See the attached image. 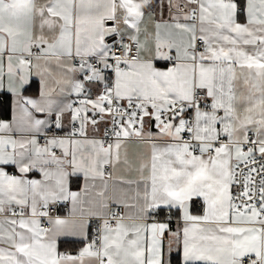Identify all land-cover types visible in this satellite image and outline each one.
Returning a JSON list of instances; mask_svg holds the SVG:
<instances>
[{
  "label": "snow or ice",
  "instance_id": "6c2138e0",
  "mask_svg": "<svg viewBox=\"0 0 264 264\" xmlns=\"http://www.w3.org/2000/svg\"><path fill=\"white\" fill-rule=\"evenodd\" d=\"M9 94L0 264H264V0H0Z\"/></svg>",
  "mask_w": 264,
  "mask_h": 264
},
{
  "label": "crops",
  "instance_id": "0c3cea01",
  "mask_svg": "<svg viewBox=\"0 0 264 264\" xmlns=\"http://www.w3.org/2000/svg\"><path fill=\"white\" fill-rule=\"evenodd\" d=\"M37 93H36V89H35V87H33V88H31V89H29L27 92H26V95H29V96H35ZM8 98H9V104H10V114H9V117L8 118H2L1 116H0V119H10L11 118V105H12V98H11V96H10V94L8 95ZM0 99H4L5 100V98L4 97H0ZM1 110V109H0ZM199 212V209L198 208H196V209H194V213H198ZM61 214L63 215V214H65V212L64 211H62L61 212ZM80 247H82V245H80V244H78V243H73V244H63L62 245V250H66V251H69V252H76V251H78V249L80 248Z\"/></svg>",
  "mask_w": 264,
  "mask_h": 264
},
{
  "label": "trees",
  "instance_id": "16d2710c",
  "mask_svg": "<svg viewBox=\"0 0 264 264\" xmlns=\"http://www.w3.org/2000/svg\"><path fill=\"white\" fill-rule=\"evenodd\" d=\"M10 104L8 96L5 98L4 103L0 105V116L2 118H8L10 114Z\"/></svg>",
  "mask_w": 264,
  "mask_h": 264
}]
</instances>
